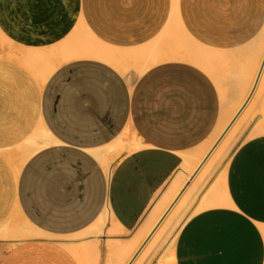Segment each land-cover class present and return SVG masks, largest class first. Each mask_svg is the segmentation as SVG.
Here are the masks:
<instances>
[{
    "label": "crops",
    "instance_id": "obj_1",
    "mask_svg": "<svg viewBox=\"0 0 264 264\" xmlns=\"http://www.w3.org/2000/svg\"><path fill=\"white\" fill-rule=\"evenodd\" d=\"M181 8L199 43L215 50L207 58L218 66L213 74L172 60L132 76L97 58L59 56L43 81L21 46L47 50L84 22L106 43L137 47L162 30L171 0H0V30L17 55L0 56V224L17 204L44 233L19 248L0 239V264L115 263L108 241L134 236L182 170L183 154L200 150L222 124L218 142L232 127L242 135L225 179L219 184L216 171L191 195L193 210L214 188L226 203L187 216L170 264H264V87L238 107L232 80L241 47L264 26V0H181ZM41 120L54 141L25 157L19 145ZM144 244L124 264L169 263Z\"/></svg>",
    "mask_w": 264,
    "mask_h": 264
},
{
    "label": "bare ground",
    "instance_id": "obj_2",
    "mask_svg": "<svg viewBox=\"0 0 264 264\" xmlns=\"http://www.w3.org/2000/svg\"><path fill=\"white\" fill-rule=\"evenodd\" d=\"M12 43L13 42L0 30L1 57L9 56L17 58V55L9 50V48L11 49L13 47ZM5 45H7L8 48L4 49L3 46ZM21 49L25 52L24 62L37 74L38 79L43 81H46L59 68L61 64L60 57L64 60L97 58L111 64L122 74H131L132 76H139L159 63L172 60L193 61L212 74L214 73V69L218 67L213 63L207 64V58H210L212 54L215 53V50L201 45L197 37L189 30L182 15L181 0H171L169 17L162 30L152 40L137 47L122 48L106 43L94 34L84 22H80L67 38L47 50L23 46H21ZM239 53L242 54L244 58H240L238 61L235 59L237 61V67L232 75L233 85L237 90L238 107L244 102L250 90L255 87L256 93L264 87V26L257 34L256 38L252 39L251 43L241 47ZM215 80L219 85H222L226 81V77L217 74L215 75ZM248 106L250 107L251 104ZM252 108H254V106ZM249 112L247 113L249 114ZM224 125L225 126L222 124V128L219 127V132L200 150L186 155L183 154V156H185V161L182 164V170L178 173L152 211H150L134 236L127 241H108V243L112 242L113 244V260L116 261L110 264L126 263L131 255L143 243H145V248L142 247L145 249V253L151 251V253L155 255L163 251V254H161L166 256V261L169 260L167 264L172 263L174 259L175 242L187 216L191 212H195L203 207L226 203V194H220L221 196L218 197L216 193L217 189L214 188L211 192V196L209 195V200L204 204H200L193 210L194 201L198 198L196 197L195 199V197L191 195V192L194 190H196L194 192L198 191V189L194 188L199 180L205 181L216 171H220L219 184L225 179L232 150L240 141L242 135H240L236 127H232L220 142H218L226 129V124ZM53 141L54 137L52 132L46 127L43 120H41L19 146H21L20 148L22 149L23 155L28 157ZM110 147L118 148V142L112 144ZM96 154L98 155L99 153L96 152ZM198 168L200 170L198 171L199 173L191 189L184 195L182 194V197H178L186 182L191 180L190 178ZM177 198L179 199L175 202ZM105 220H107V218ZM103 221L99 224H103ZM259 226L264 235V224H260ZM102 229V225H100L98 230L95 229V233H101ZM114 230H116V228ZM111 232L115 231H110V233ZM42 236H44L43 231L24 215L17 204L12 209L10 215L0 224V239L9 242L6 249H11L13 246L19 248V246L23 244V240ZM93 242L95 251L98 254L99 243H101L100 239ZM140 251L142 252V250ZM2 255L3 254H0V257H2ZM143 258H146V256H143ZM138 260L141 259L138 258Z\"/></svg>",
    "mask_w": 264,
    "mask_h": 264
}]
</instances>
